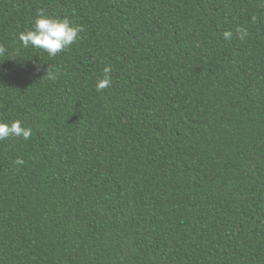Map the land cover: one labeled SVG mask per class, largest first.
<instances>
[{"label":"trees","instance_id":"trees-1","mask_svg":"<svg viewBox=\"0 0 264 264\" xmlns=\"http://www.w3.org/2000/svg\"><path fill=\"white\" fill-rule=\"evenodd\" d=\"M0 45V264H264V0H0Z\"/></svg>","mask_w":264,"mask_h":264},{"label":"clouds","instance_id":"clouds-1","mask_svg":"<svg viewBox=\"0 0 264 264\" xmlns=\"http://www.w3.org/2000/svg\"><path fill=\"white\" fill-rule=\"evenodd\" d=\"M81 30L79 26L71 25L67 19L60 20L52 18L41 10L37 13L32 28L20 32L18 38L24 48L32 47L39 49L47 53L49 57H55L76 42ZM234 35L243 40L248 36V31L246 28L237 27L235 33L231 30L225 31L223 38L225 40H231ZM5 55H7V49L3 45H0V57ZM38 70L39 68L37 67ZM111 71L110 66L104 67L103 77L96 81V91L100 92L111 85ZM58 75V72L50 71L49 69H47L45 74L49 80H56ZM31 134V129L22 126L19 120L11 123L0 121V141L9 138H22L26 140ZM14 163L15 165H23L24 160L17 158Z\"/></svg>","mask_w":264,"mask_h":264}]
</instances>
